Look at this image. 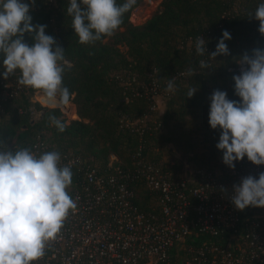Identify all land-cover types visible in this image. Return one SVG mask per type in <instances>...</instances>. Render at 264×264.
<instances>
[{"label":"trees","instance_id":"16d2710c","mask_svg":"<svg viewBox=\"0 0 264 264\" xmlns=\"http://www.w3.org/2000/svg\"><path fill=\"white\" fill-rule=\"evenodd\" d=\"M67 2L35 0L29 14L31 23L47 25L46 34L64 49L63 85L69 90L77 118L67 120L60 107L34 101L36 89L18 84V70L7 80L0 75V150L30 149L40 140L44 152L78 155L82 164L96 166L101 173L115 165L133 168L132 156L138 154L173 178H187V187L201 178V172L229 177L222 151L215 147L220 131L208 124L209 97L219 89L228 99L239 100L232 80L238 75L235 60L245 51L264 48V37L257 31L259 21L249 17L264 0H160L151 17L135 25L129 15L139 2L136 0L114 34L93 44L79 43L66 14ZM124 2L117 0V4ZM223 30L231 34L225 41L228 56L213 60L196 54L197 36L208 41L206 51L211 53ZM33 35L25 33L24 42L31 45ZM202 59L210 68L200 69ZM2 60L0 54V74L4 71ZM190 69L196 75H189ZM171 78L175 79L174 93L165 90ZM153 83L158 85L155 91ZM189 87H198L192 98H186ZM156 95L161 97L160 106ZM31 109L41 115L32 120ZM50 117L58 119L64 131H59ZM239 162H234L235 166ZM71 170L69 194L81 180V175ZM131 186L138 210L159 212L153 192L141 178ZM190 237L192 234L171 249L168 262L155 264H177Z\"/></svg>","mask_w":264,"mask_h":264},{"label":"clouds","instance_id":"9594fccd","mask_svg":"<svg viewBox=\"0 0 264 264\" xmlns=\"http://www.w3.org/2000/svg\"><path fill=\"white\" fill-rule=\"evenodd\" d=\"M136 0H68L66 14L71 17V27L81 44H93L103 37L114 34L126 12ZM35 0H0V54L3 55L2 77L19 71L18 84L40 90L49 99L67 103L70 93L63 85L65 60L64 49L57 40L46 34L47 25L31 23L29 14ZM259 21L257 31L264 37V3L257 6L254 14ZM25 33L34 34L31 45L24 42ZM231 34L223 30L215 50L206 51L202 36L195 38V51L199 56L215 60L228 56L226 40ZM240 66L233 75L234 95L213 90L209 100L208 124L219 129L215 147L222 151V163L229 169L234 162L245 157L253 165H264V48L245 51L236 60ZM200 69L210 68L206 60L199 61ZM189 75H196L189 70ZM167 92L176 91L175 79L167 80ZM198 87H189L186 98H192ZM59 131L64 125L50 117ZM58 151L39 155L29 148L0 150V264H33L45 254L48 241L54 239L64 225L69 211L76 202L67 191L72 183L73 172L69 166H60ZM222 192L227 189L221 188ZM230 202L238 211L251 206L264 208V172L258 178L248 175L232 186Z\"/></svg>","mask_w":264,"mask_h":264},{"label":"built area","instance_id":"2783aa9c","mask_svg":"<svg viewBox=\"0 0 264 264\" xmlns=\"http://www.w3.org/2000/svg\"><path fill=\"white\" fill-rule=\"evenodd\" d=\"M234 68L239 74L240 66ZM157 88L153 83L151 89ZM33 100L43 106L61 102L58 95L49 99L40 90L34 91ZM31 113L35 116L38 111ZM30 150L39 155L45 145L37 140ZM132 164L131 169L115 165L101 173L96 166L82 164L78 155H61L60 166L81 175L70 194L77 206L33 264L168 262L171 249L189 234L191 242L184 244V256L177 264H264V208L238 211L230 202L232 186L248 175L258 178L264 165H253L245 157L229 169V177L201 172V178L187 187V178H173L138 154H133ZM138 178L153 192L158 213L138 210L134 204L131 184Z\"/></svg>","mask_w":264,"mask_h":264},{"label":"rangeland","instance_id":"374dc122","mask_svg":"<svg viewBox=\"0 0 264 264\" xmlns=\"http://www.w3.org/2000/svg\"><path fill=\"white\" fill-rule=\"evenodd\" d=\"M159 2L160 0H139L138 4L130 12L129 21L135 25L144 23L159 8ZM154 98L157 105L160 106V95H156ZM70 103H66V105Z\"/></svg>","mask_w":264,"mask_h":264},{"label":"crops","instance_id":"0c3cea01","mask_svg":"<svg viewBox=\"0 0 264 264\" xmlns=\"http://www.w3.org/2000/svg\"><path fill=\"white\" fill-rule=\"evenodd\" d=\"M67 103H70L69 101ZM66 118L67 120L69 119H74L77 118L76 111H75V106L74 104L70 103L69 105H66Z\"/></svg>","mask_w":264,"mask_h":264},{"label":"water","instance_id":"95a60500","mask_svg":"<svg viewBox=\"0 0 264 264\" xmlns=\"http://www.w3.org/2000/svg\"><path fill=\"white\" fill-rule=\"evenodd\" d=\"M53 106H58L60 107L62 110L66 111V107H64V102L61 100V102H55L53 104ZM41 115V111H38V113L32 118V120H34L35 118L39 117Z\"/></svg>","mask_w":264,"mask_h":264},{"label":"bare ground","instance_id":"6f19581e","mask_svg":"<svg viewBox=\"0 0 264 264\" xmlns=\"http://www.w3.org/2000/svg\"><path fill=\"white\" fill-rule=\"evenodd\" d=\"M65 106H66V104H65Z\"/></svg>","mask_w":264,"mask_h":264}]
</instances>
